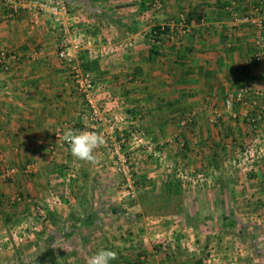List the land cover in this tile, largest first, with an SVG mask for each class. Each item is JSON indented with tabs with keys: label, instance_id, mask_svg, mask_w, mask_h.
Returning <instances> with one entry per match:
<instances>
[{
	"label": "crops",
	"instance_id": "1",
	"mask_svg": "<svg viewBox=\"0 0 264 264\" xmlns=\"http://www.w3.org/2000/svg\"><path fill=\"white\" fill-rule=\"evenodd\" d=\"M35 1L24 0L13 11L0 0V47L16 55L8 70L0 67V240L8 238L10 242L23 235L8 233L6 228L13 222L25 224L26 213L42 207L52 210L53 215V205L40 201L42 194L56 187L53 182L71 176L64 194L70 191L77 196L85 189L81 184L85 174L103 177L102 172L109 168L103 146L95 153H102L104 163L90 166L74 158L68 144L56 136L59 130L63 133L67 129L95 131L103 136L104 132L84 121L86 103L75 89L67 63L58 57L61 44L57 25L42 13L39 22L33 23ZM66 1L76 40L69 45V52L78 56L95 83L116 97L134 119L130 122L136 124L139 118L156 139L168 140L176 129L180 132L175 134L183 137L187 115L194 112L199 140L209 143L212 114L230 111L224 106L228 92L246 85L261 90L264 98V54L256 58L257 42H264V0ZM105 12L129 23L135 21L137 31L117 39V29L96 16ZM244 15L250 19L239 22L237 16ZM154 26L163 30L157 38L150 33ZM189 138L191 135H185L183 143ZM30 163H36V172H25ZM12 166L20 171L5 178ZM61 171L64 175L59 178ZM15 190L29 201L14 195ZM51 204L57 209L66 207L62 201ZM74 204L73 197L66 213L58 214L61 219ZM163 218L149 219L150 224L139 218L131 234L114 238L117 246L107 245L105 240L104 247L95 251L103 248L117 252V259L110 264H208L200 257H185L180 246L185 237L178 240L168 232V236L158 233L168 229ZM54 221L51 219L52 224ZM103 234L100 231L97 240L101 241ZM160 240L162 243H152ZM84 258L86 264L88 259Z\"/></svg>",
	"mask_w": 264,
	"mask_h": 264
},
{
	"label": "rangeland",
	"instance_id": "2",
	"mask_svg": "<svg viewBox=\"0 0 264 264\" xmlns=\"http://www.w3.org/2000/svg\"><path fill=\"white\" fill-rule=\"evenodd\" d=\"M212 118L213 121L219 118L224 120L229 133H232L229 135L237 137L235 142H231L229 136L223 139V135L218 130L219 124L215 128L211 124L213 122H209L210 128L207 130L209 132L207 135L210 142L204 144L199 140V130L192 124L191 129H185V135H191V138L186 139L191 145V151H188L186 156L181 150L185 135L179 137L178 134H175V132H180L179 129L168 136V140H164V137L156 139L142 126L138 118L136 124L151 137L152 147L149 149L146 144H143L135 149L131 148V145L135 144L130 143L133 140L128 134V143L125 148L129 153H133V150L138 149L139 155L137 157L140 158L134 163L136 167L135 179H138L140 183L135 184L136 194L133 197L128 194L123 178L114 167L112 155L107 151L110 140L102 135L105 140L103 145L105 149L102 150L101 148V150L105 154L109 165L108 171L106 173L102 172L105 176L99 180L104 183L105 189L102 192V202L100 203V208L104 209L101 215L105 223L99 227V232L101 231L104 234L101 236V241L97 238L93 241L92 250L86 255V260L96 253L95 249L104 247L105 240L107 245L117 246L114 245V238H118L120 234L122 236L123 234H131V227L135 225L139 218L150 224L149 219L162 216L164 217L163 220L168 221L166 225L171 230L160 229L158 233L168 232L173 237L178 236V240L185 237L184 242L186 244L180 246L183 247L187 258L197 259L200 257L208 260L209 254H215L219 264H264V121L261 119L252 130L245 127L242 122H236L232 111H225L220 115L213 113ZM128 120L134 119L128 116ZM95 128L92 129L95 130ZM100 129H103V126ZM212 138H215L213 141H220L222 144V147L217 150V155H212ZM63 175L62 171L59 172V178ZM62 178L63 180L53 182L56 187L50 190L52 194L44 193L40 196L41 202L45 201L46 205H53V215H51L52 210L46 208L44 211L40 207V209L33 210L35 213L25 214L26 217L23 218L26 221L25 224L13 222L8 225L6 232L20 233L19 235H23V237L22 239L17 238L16 243L13 240L10 242L8 238L0 240V263L3 264L6 259L12 257L14 253L11 254L10 252L17 247L24 255H35L33 253L42 241L41 235L48 232L46 229L54 227L51 219L56 218L53 216L66 213L65 209L69 201L76 196L74 195L76 192L73 194V192L67 191L64 194L67 178L69 180L73 178L66 175ZM87 181V179L82 180L81 184L84 186ZM168 188L181 195L183 205L192 214L197 211H200L201 215L212 214L214 218L209 223L210 228L208 229L205 224L194 228L189 225V222L183 221L181 216L176 214H141L140 206L135 203L139 192H158ZM13 194L19 195L23 201L24 199L29 201L19 191L15 190ZM55 194L58 195L59 200L55 197ZM47 198L49 199L47 200ZM53 201L56 204L59 201L65 202L66 207L57 209L55 204H51ZM113 203L124 207L127 212L125 214L121 212L120 215L105 212ZM223 205L229 210L232 209L239 222L248 224V232L243 235L246 242L240 241L233 234L225 233L220 229L217 224L219 220L217 219L220 217L219 211ZM62 215L60 219L63 218ZM155 220H158V218ZM157 225H155L156 228H158ZM168 233H166V236H168ZM161 241L152 243H162ZM155 245L158 246V244ZM6 248L8 249L6 250ZM228 255L233 256L228 259ZM77 262L78 264H84L85 259L82 254L69 261L67 259L60 261L59 264H74ZM207 263L211 264L210 260Z\"/></svg>",
	"mask_w": 264,
	"mask_h": 264
},
{
	"label": "trees",
	"instance_id": "3",
	"mask_svg": "<svg viewBox=\"0 0 264 264\" xmlns=\"http://www.w3.org/2000/svg\"><path fill=\"white\" fill-rule=\"evenodd\" d=\"M96 16L98 20L104 21L108 26L113 25L117 29V39H122L137 31L135 21L129 23L124 21L121 17L109 13L106 14V12L103 14L99 13ZM160 28V26H154L150 30L152 35L154 33V38H157L159 34L163 33V30H160ZM256 56H258V54ZM243 86L246 85H240L236 90ZM254 100L258 103H256L254 108L249 107L246 115H243L241 112L243 108H246L241 101H235L230 110L232 111V115L234 114L233 116L236 122H242L245 127L252 130H254V127H252L251 118L260 114L261 117L257 122L258 124L264 116V98L262 93L260 95L252 93L246 97V101L250 102ZM192 121L193 119L191 122H186V125H188L186 128L191 129V125L194 122ZM212 125L215 126V128L218 125V130L223 135V139L229 136L232 140L231 142H235L237 137L229 135L232 133H229L227 124L223 119H216V121H213ZM213 140H215V138H212V155H217V150L219 147H222V144L220 141ZM104 149L105 147L102 148V150ZM190 149V142L185 140L181 146L184 156H186L188 151H191ZM94 154L96 156V162L89 163V165L97 166L103 164L104 157L102 153L99 152ZM102 178V176L97 174H92L90 178H88L87 174H85L84 179L88 180L84 185L85 189L79 193L80 195L74 197L75 204L68 209L64 219H55L54 227L48 231L46 236L36 247L37 249L35 253H33L36 256L32 254L24 255L16 249L13 256L6 259L3 264H56L81 254L85 257V252L87 254L90 253L93 241L99 237V227L105 223L101 215L104 209L100 208L102 192L105 190L104 183L99 181ZM139 183L140 181L135 179V184ZM181 199L180 194L168 188L158 192L141 191L137 194L135 203L140 206L141 214H176L177 216H181L183 221L189 222V225L194 228L201 227L205 224L209 229V223L214 218L213 215H201L200 211L192 214L189 210L187 211ZM105 212L112 215H120L122 213L125 214L127 211L124 207L113 203ZM219 212L220 217L217 219L219 220L217 224L220 229L225 233L233 234L238 240L246 242L243 235L248 232V224L239 222L232 209L229 210L225 205L221 206ZM237 226H239V228L236 229Z\"/></svg>",
	"mask_w": 264,
	"mask_h": 264
},
{
	"label": "built area",
	"instance_id": "4",
	"mask_svg": "<svg viewBox=\"0 0 264 264\" xmlns=\"http://www.w3.org/2000/svg\"><path fill=\"white\" fill-rule=\"evenodd\" d=\"M23 1L24 0H4L13 11H16L18 5ZM34 7V24L39 22L42 13L48 14L57 25L61 44V48L58 50V57L67 63L75 89L86 103L87 111L84 114V121L92 126H103L102 130L104 135L110 140V145L107 146V151L112 155L114 167L123 178L128 194L132 197L135 196L136 167L134 163L140 160V158L137 157L139 155V150L136 149L133 150V153H129L125 147L128 143V136L130 135L133 140V142L130 143L135 144L131 145V148L135 149L139 147V145L146 144L150 149L152 147L150 137L145 131H143V129H141V127L134 125L128 120L127 113L116 97L100 84L95 83L90 72L83 67L82 63H80L78 56L69 52V45L76 43V40L72 33L73 30L71 29V17L67 1L36 0ZM237 19L239 22H246L250 17L248 15L237 16ZM263 46V41L259 40L257 42V47L259 49L257 52V59H261L262 54H264ZM14 58H16V55L12 51L10 52L6 48L0 47V67L3 70L9 69L10 62L14 60ZM100 92H103V94H100ZM252 93L260 95L261 91L259 89L254 90L248 86H243L236 91L228 92L224 98L225 108L231 110L235 101H241V103L246 106L241 112L243 115H246L248 108H254L256 103H258L256 100L250 102L246 101V97ZM194 114V112L188 113L186 121H191ZM260 117L261 115L257 114L251 118L252 127H256ZM62 134L63 133L59 130L56 133V136L59 140L64 142ZM24 170L27 173H34L37 170V165L36 163H30L25 166ZM19 171L20 169L12 166L5 172L4 177H10ZM208 260H210L211 264H219V260L215 257V254H209ZM141 264H146V262L144 261Z\"/></svg>",
	"mask_w": 264,
	"mask_h": 264
},
{
	"label": "clouds",
	"instance_id": "5",
	"mask_svg": "<svg viewBox=\"0 0 264 264\" xmlns=\"http://www.w3.org/2000/svg\"><path fill=\"white\" fill-rule=\"evenodd\" d=\"M62 139L68 144L71 155L86 163H95V150L105 144L104 137L95 131L67 129L63 132ZM116 259L117 252L102 248L90 256L86 264H110Z\"/></svg>",
	"mask_w": 264,
	"mask_h": 264
}]
</instances>
